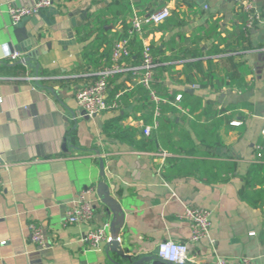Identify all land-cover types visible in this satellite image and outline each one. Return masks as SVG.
Masks as SVG:
<instances>
[{
    "label": "crops",
    "instance_id": "1",
    "mask_svg": "<svg viewBox=\"0 0 264 264\" xmlns=\"http://www.w3.org/2000/svg\"><path fill=\"white\" fill-rule=\"evenodd\" d=\"M112 1L54 0L12 25L7 5L32 0H0V52L23 53L12 61L0 58V264H147L140 259L157 255L160 243L189 241L191 227L181 217L187 205L209 211L216 245L213 251L206 240L189 242L182 264H214L216 256L264 264V205L251 207L239 195L264 144V0H251L262 21L243 36L245 16L236 8L241 0H129L127 22L134 13L146 18L164 8L170 12L159 25L144 24L145 42L161 49L156 76L168 90L192 89L215 109H226L208 128L214 134L206 150L234 160L236 170L216 182L196 175L166 179L161 154L103 132L104 122L120 113L124 124L142 128L143 111L132 109L134 98L128 99L131 105L122 102L117 111L94 116L78 109L77 89L105 66L108 46L96 38V20ZM16 27H25L30 37L41 35L42 54L31 64ZM121 27L119 21L105 25L112 42ZM109 83L112 97L121 90L125 96L135 81L124 73ZM89 187L94 218L63 225L66 210ZM30 223L41 226L43 245L31 241ZM95 226H104L107 237L115 235L118 247L110 240L89 247L84 239Z\"/></svg>",
    "mask_w": 264,
    "mask_h": 264
},
{
    "label": "trees",
    "instance_id": "2",
    "mask_svg": "<svg viewBox=\"0 0 264 264\" xmlns=\"http://www.w3.org/2000/svg\"><path fill=\"white\" fill-rule=\"evenodd\" d=\"M130 11L129 0H113L104 14L96 20L100 24L96 38L100 43H105L108 46L105 65L110 64V50L113 40L112 37H108L105 25L119 21L122 27L118 33V38L125 36ZM90 25L91 20H88L84 28ZM244 33V30L240 31L239 36H243ZM129 48L130 54L124 61L133 65L139 64L142 42L138 35L135 34L131 38ZM151 48L154 57L157 59L161 51L159 45L151 44ZM163 59H157L158 64L149 88L134 83L129 92L122 97V102L127 105H131L128 102L130 97L136 100L132 109L143 111V125H153V116L157 105L159 111L156 118L157 125L151 127L149 135L143 134V127L137 128L124 124L123 120L126 115L121 113L104 122L103 132L141 150L156 153L165 151L167 153L165 156L166 164L160 166V172L166 179L196 175L206 182L227 180L235 172L236 162L228 158H214L206 150L209 145L208 142L213 138V132H208V128L218 124L221 113L226 109L224 107L215 109L212 101H203L202 97L190 93L188 90L170 92L167 86L156 76V70L161 66ZM119 75L121 74L115 76ZM128 75L130 74L128 73ZM190 81L193 82L192 78ZM151 90L158 98L157 102L151 98ZM178 94L180 100L176 101ZM255 156V160L249 164L244 174L239 195L251 207L261 208L264 205V144Z\"/></svg>",
    "mask_w": 264,
    "mask_h": 264
},
{
    "label": "built area",
    "instance_id": "3",
    "mask_svg": "<svg viewBox=\"0 0 264 264\" xmlns=\"http://www.w3.org/2000/svg\"><path fill=\"white\" fill-rule=\"evenodd\" d=\"M54 0H32L30 4L7 5V13L10 23L16 25L26 17L38 14L45 8L53 4ZM207 7V6H205ZM236 8L245 16L243 28L249 32L255 25L262 21V15L254 6L251 0H241L237 3ZM170 15L167 8L154 11L146 18L132 15L128 22L127 33L125 36L115 39L111 45L110 64L102 67L96 74V79L88 84L81 86L75 93V101L78 109L85 116H94L104 111H117L121 107L122 97L126 90L117 91L110 97L109 79L116 74H130L135 83L146 88L150 87L155 68L158 64L156 57L152 53L151 44L145 42L144 24L150 22L153 25H159ZM138 35L142 42L141 60L139 64L133 65L124 61L130 54V40L134 35ZM23 55L18 50H6L5 58L9 61L20 58ZM151 98L157 102L158 98L151 90ZM180 100V95H176V101ZM159 115L157 105L155 106L153 125H142L143 134L149 135L151 127L157 125L156 118ZM238 121H232L231 124L237 125ZM261 136L264 138V121L261 126ZM165 159L167 153L160 152ZM2 183L0 175V185ZM93 188H85L79 191L73 204L66 210L63 225L74 223H86L94 218V208L92 202L87 198V194L92 193ZM181 217L188 221L191 227L189 241L177 242L168 240L160 243L157 255L170 263L182 264L188 260V243H197L206 240L210 248L215 251L216 239L211 235V219L207 209L197 206H185ZM31 231V241L35 244L43 245V233L40 225L35 223L29 224ZM105 234L104 226H95L88 231L85 236V242L89 247L97 248L106 240H110ZM5 241H0L4 244ZM97 264V263H95ZM214 264H258L254 258L241 257L229 259L226 257L216 256Z\"/></svg>",
    "mask_w": 264,
    "mask_h": 264
},
{
    "label": "water",
    "instance_id": "4",
    "mask_svg": "<svg viewBox=\"0 0 264 264\" xmlns=\"http://www.w3.org/2000/svg\"><path fill=\"white\" fill-rule=\"evenodd\" d=\"M23 4V3H21ZM14 35L15 38L17 40V42H23V41H27V44L24 47V50L26 52V56L25 61L28 64H31L32 62H35L36 59L42 54V50L41 47L39 46V40L41 38V35L39 33H35L33 35L28 36L26 33V28L25 27H16L14 29ZM46 46L50 47L51 44L47 43ZM2 50V48L0 47V51ZM12 51V49H11ZM5 55L3 54V51L0 52V58H4ZM35 67L37 68L38 66L35 65ZM190 92H192V89H189ZM61 148L63 151H67V147H66V140L63 139L62 140V144H61ZM109 243L111 245H115L118 247V240L117 237L115 235L111 236V239L109 241ZM142 262H146L147 264H176V263H170L167 262L163 259H161L158 255L156 254H150L147 256H144L140 259Z\"/></svg>",
    "mask_w": 264,
    "mask_h": 264
}]
</instances>
